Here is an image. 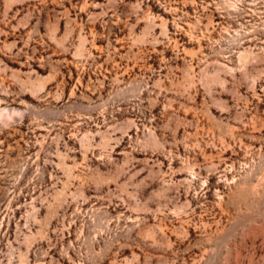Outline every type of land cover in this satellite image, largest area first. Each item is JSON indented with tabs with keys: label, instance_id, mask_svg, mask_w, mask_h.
Listing matches in <instances>:
<instances>
[{
	"label": "rangeland",
	"instance_id": "374dc122",
	"mask_svg": "<svg viewBox=\"0 0 264 264\" xmlns=\"http://www.w3.org/2000/svg\"><path fill=\"white\" fill-rule=\"evenodd\" d=\"M0 264H264V0H0Z\"/></svg>",
	"mask_w": 264,
	"mask_h": 264
}]
</instances>
